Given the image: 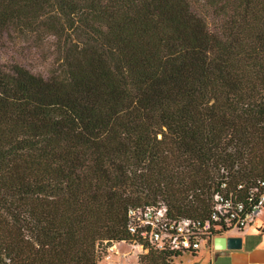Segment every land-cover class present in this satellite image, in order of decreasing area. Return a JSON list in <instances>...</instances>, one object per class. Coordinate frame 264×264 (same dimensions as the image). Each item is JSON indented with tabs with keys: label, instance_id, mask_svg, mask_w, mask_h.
Wrapping results in <instances>:
<instances>
[{
	"label": "trees",
	"instance_id": "obj_1",
	"mask_svg": "<svg viewBox=\"0 0 264 264\" xmlns=\"http://www.w3.org/2000/svg\"><path fill=\"white\" fill-rule=\"evenodd\" d=\"M195 1L0 0V41L57 42L47 76L0 64L9 264H98L118 243L172 264L130 209L205 222L224 179L239 200L264 179V0Z\"/></svg>",
	"mask_w": 264,
	"mask_h": 264
},
{
	"label": "built area",
	"instance_id": "obj_2",
	"mask_svg": "<svg viewBox=\"0 0 264 264\" xmlns=\"http://www.w3.org/2000/svg\"><path fill=\"white\" fill-rule=\"evenodd\" d=\"M244 185L237 190H244ZM221 192L214 195L208 220H173L163 205L133 208L128 211L127 230L140 238L154 250L196 254L201 249L215 250L213 241L217 237H228L232 231L241 232L254 226L264 218V179L248 187L243 200L233 192H226L224 179ZM141 245L131 244V247ZM110 248V247H109ZM0 264L9 260L0 256Z\"/></svg>",
	"mask_w": 264,
	"mask_h": 264
},
{
	"label": "rangeland",
	"instance_id": "obj_3",
	"mask_svg": "<svg viewBox=\"0 0 264 264\" xmlns=\"http://www.w3.org/2000/svg\"><path fill=\"white\" fill-rule=\"evenodd\" d=\"M195 2L201 11L199 6L201 3L199 0ZM56 45L57 42L52 37H44L41 41H37L31 37L20 36L13 31L9 32L0 41V64L7 66L18 63L34 74L47 76L56 67L54 63ZM262 218L260 217L257 223ZM113 247H116V250H113ZM146 253L147 250L143 248L142 251H135L131 244H112L106 249L98 264H138V257ZM224 256L225 254L219 253L213 257L215 259H211L208 251L203 249L195 256L184 253L175 258L172 264H226Z\"/></svg>",
	"mask_w": 264,
	"mask_h": 264
},
{
	"label": "crops",
	"instance_id": "obj_4",
	"mask_svg": "<svg viewBox=\"0 0 264 264\" xmlns=\"http://www.w3.org/2000/svg\"><path fill=\"white\" fill-rule=\"evenodd\" d=\"M257 222L254 226L248 227L241 232H231L230 236L241 238L242 246L240 250H204L208 251L211 259L219 253L225 254L224 258L226 260V264H264V218H262L259 223ZM112 249L116 250V247H113ZM202 250L203 249L200 251ZM200 251L196 254H199Z\"/></svg>",
	"mask_w": 264,
	"mask_h": 264
},
{
	"label": "water",
	"instance_id": "obj_5",
	"mask_svg": "<svg viewBox=\"0 0 264 264\" xmlns=\"http://www.w3.org/2000/svg\"><path fill=\"white\" fill-rule=\"evenodd\" d=\"M241 246V238L235 236L217 237L213 241V247L217 251H238Z\"/></svg>",
	"mask_w": 264,
	"mask_h": 264
},
{
	"label": "bare ground",
	"instance_id": "obj_6",
	"mask_svg": "<svg viewBox=\"0 0 264 264\" xmlns=\"http://www.w3.org/2000/svg\"><path fill=\"white\" fill-rule=\"evenodd\" d=\"M133 249L137 250L138 252L140 251V246L134 247Z\"/></svg>",
	"mask_w": 264,
	"mask_h": 264
}]
</instances>
